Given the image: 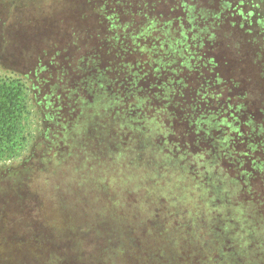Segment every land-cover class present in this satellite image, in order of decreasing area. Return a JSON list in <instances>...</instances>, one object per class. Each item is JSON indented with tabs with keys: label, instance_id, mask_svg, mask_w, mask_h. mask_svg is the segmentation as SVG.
Segmentation results:
<instances>
[{
	"label": "rangeland",
	"instance_id": "rangeland-1",
	"mask_svg": "<svg viewBox=\"0 0 264 264\" xmlns=\"http://www.w3.org/2000/svg\"><path fill=\"white\" fill-rule=\"evenodd\" d=\"M57 2L0 0L44 132L0 160V264H264V0Z\"/></svg>",
	"mask_w": 264,
	"mask_h": 264
},
{
	"label": "trees",
	"instance_id": "trees-1",
	"mask_svg": "<svg viewBox=\"0 0 264 264\" xmlns=\"http://www.w3.org/2000/svg\"><path fill=\"white\" fill-rule=\"evenodd\" d=\"M59 2L62 3L63 0H59ZM59 2L55 3V10H85L79 5V3L64 2L60 4ZM248 14L255 20L258 27L264 28V12L256 10L249 12ZM58 23H60V21H58ZM3 39L5 40L4 37ZM7 46L8 49L3 50V55L0 56V74H2L0 76V160L5 155L9 157H13L17 154L21 155V158L19 159L20 162L16 167L25 169V165L32 157L30 149L32 148L33 143H35L41 136H44V132L39 133L38 124H35V122L38 121L36 116L41 113V110L37 108L39 104L36 101V96L33 94L32 86L29 85L27 76L18 71L19 68H14L13 66L9 67L10 61L6 55L8 50L12 55H14V52L10 48L11 45L8 44ZM231 54L232 56H237L235 53ZM204 61H206V58L201 61V65L206 68L207 63ZM13 65H16V63H13ZM211 69H218L219 72L221 71L218 63L215 61L213 62ZM151 77H153V75L149 78ZM221 80V78H217L216 81L220 82ZM171 89L175 88L171 87ZM220 114V110L217 111V115L219 116ZM24 117L33 118V120H31L33 125L32 131H30L29 128L27 130L25 129L27 125ZM49 130L50 128L48 127L46 133H48ZM24 131L26 132V135L23 133ZM50 134L53 137H57L56 133L51 130ZM213 140L212 142H209L211 146H213ZM27 146L28 148L30 147V149H27L23 154L22 152ZM20 147L23 149L22 152L14 154V149L20 151ZM28 150L30 153L26 154ZM2 162L3 163L0 165H2L4 169H1L4 172L10 171L11 169H9V166L7 167L5 164L6 162Z\"/></svg>",
	"mask_w": 264,
	"mask_h": 264
},
{
	"label": "flooded vegetation",
	"instance_id": "flooded-vegetation-1",
	"mask_svg": "<svg viewBox=\"0 0 264 264\" xmlns=\"http://www.w3.org/2000/svg\"><path fill=\"white\" fill-rule=\"evenodd\" d=\"M228 6H226V5H221V6H218V7H215V9H218V10H223V11H221V12H225V11H229V8H227ZM227 11V12H228ZM215 13H217V12H215ZM236 14V13H235ZM220 15H222V14H220ZM242 26H244L243 24H241ZM245 27V26H244ZM182 61V65L181 66H183L184 67V64H185V62H184V60H181ZM205 63L207 62V61H204ZM177 66L179 67L180 66V64L178 63L177 64ZM180 66V67H181ZM165 67H167L166 66V64H165ZM209 67V66H208ZM210 68V67H209ZM93 97H98L96 94L93 96ZM92 97V98H93ZM92 98L90 99V101L92 100ZM91 107V108H90ZM96 107V103H95V101H93L92 100V102H91V104H89V108L87 109L86 108V106H83L82 107V110L83 111H88V110H90V109H92L93 108V110L92 111H95L96 109H94ZM81 109V108H80ZM100 109H97V111H99ZM81 116V119H82V121L81 122H83L84 123V125L85 126H87L92 120L88 117V122H87V120H86V112H84V113H81L80 114ZM94 119H96V117H94ZM121 119V118H120ZM218 119H216V121H217ZM234 120V119H233ZM122 121H124V120H122ZM235 121V120H234ZM261 123H262V125H261V127H264L263 125H264V119L263 120H261ZM49 124V125H48ZM134 124V123H133ZM210 124H214V121L211 119L210 120V123H208V126H210ZM47 125H48V127L50 128V130L51 131H53L54 133H56V135H57V137H53L52 136V138H51V141L49 142V148H52V147H54L57 143H59L60 141H61V139H62V137L65 135L64 134V128H58L57 126H56V128H58V129H54V128H52V124H51V122L49 123H47ZM254 125V128H255V130H258L257 129V124H253ZM47 129V128H46ZM63 129V130H62ZM83 129V126L82 125H79L78 127H76L75 128V130L73 131V134L72 135H74V137H80L81 136V134H82V132L83 131H85V129L84 130H82ZM50 133V131L47 133V134H49ZM236 133V132H235ZM239 135H237V137L238 138H240V139H245V136H244V134H240V133H238ZM264 136H262V138H263ZM220 139H221V137H219ZM66 139V135H65V137H64V140ZM228 140H230V143L228 142V143H226V145H227V148H228V146H230V148L232 147V145H233V141H232V139L231 138H228ZM263 140L262 141H260V144L258 143L257 145H259V147H260V149H261V151L260 152H262V155H263V158H264V144H263ZM241 143V142H240ZM226 148V149H227ZM229 148V149H230ZM219 152L221 153L222 151H226V150H224V146H223V144H221L220 146H219ZM228 149V150H229ZM230 153H232L231 151H230ZM223 154V156L226 158L225 160H227L228 158L226 157L229 153H225V152H223L222 153ZM262 158V159H263ZM230 159H232V161H235L233 158H230ZM262 163L263 164V167H258L257 166V164L258 163ZM250 163V162H249ZM251 165H252V169H253V171L252 172H262V170H264V161L262 160V161H258V160H256V162L254 161V162H252V163H250ZM206 168V167H205ZM242 166L240 165V166H238L236 169L238 170V172H245V171H242Z\"/></svg>",
	"mask_w": 264,
	"mask_h": 264
},
{
	"label": "water",
	"instance_id": "water-1",
	"mask_svg": "<svg viewBox=\"0 0 264 264\" xmlns=\"http://www.w3.org/2000/svg\"><path fill=\"white\" fill-rule=\"evenodd\" d=\"M217 190H218V189H217ZM217 190H215V191L218 193ZM196 196H197V198L199 199V201L205 199V194H204L203 192H198Z\"/></svg>",
	"mask_w": 264,
	"mask_h": 264
}]
</instances>
